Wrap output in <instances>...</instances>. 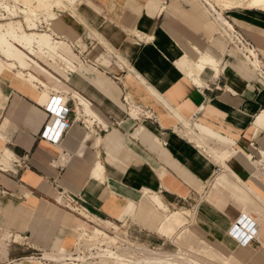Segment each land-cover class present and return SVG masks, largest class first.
<instances>
[{"label":"crops","instance_id":"1","mask_svg":"<svg viewBox=\"0 0 264 264\" xmlns=\"http://www.w3.org/2000/svg\"><path fill=\"white\" fill-rule=\"evenodd\" d=\"M77 1V13L66 8L70 14L51 23L62 38L48 34L61 58L17 42L25 49L14 45L26 64L20 67L0 52L7 60L5 66L0 61V264L28 248L62 254L72 247L83 220L62 208L57 193L82 201L104 220L134 216L151 229L157 217L144 200L154 198L157 206L179 209L157 227L171 238L192 214L168 204L188 202L211 179L208 199L198 201L179 232L185 229L221 258L264 264V179L251 163L264 153V78L252 60L232 41L204 48L194 43L193 27L209 16L225 36L208 4L209 12L191 0H89L80 8ZM244 2L214 6L264 60V6ZM184 53L195 61L212 58L217 71L208 63L190 71ZM71 97L85 125L73 122L51 143L43 132L53 128L60 108L75 114ZM215 142L221 146L209 151ZM239 218L258 225L256 241L241 245L231 235ZM193 224L203 237L193 233Z\"/></svg>","mask_w":264,"mask_h":264},{"label":"rangeland","instance_id":"2","mask_svg":"<svg viewBox=\"0 0 264 264\" xmlns=\"http://www.w3.org/2000/svg\"><path fill=\"white\" fill-rule=\"evenodd\" d=\"M75 1L76 0H0V23L2 24L0 30L3 32H8L9 35L14 34L13 36L17 37L23 33H30L32 31H35L37 33H47L50 36L56 35L58 37H61L59 33L52 29L51 23L54 19L57 18L58 14L62 13L69 15L70 13L68 10H66V8L70 9L73 13H77L74 7ZM88 1L89 0H78L77 8H80L81 5L84 4V2ZM191 1L196 3V5H198V7H201L203 10L204 7L202 3L206 8V6L208 7V1L212 2L216 7H227L223 5L224 0ZM77 11H79V9ZM204 12V14L208 15L206 11ZM198 17H200V12L198 14ZM202 21V26L199 22L200 25L197 28L193 27L194 31L198 30L197 32H193L192 34L194 43L197 44V46H202L204 48L205 46H208L210 44L215 45V43H217L216 41H218V43H220L219 41H223L226 45L229 44L230 40H227L226 38L227 32H225L224 27L219 20V25L221 26V29L224 32L222 33L226 37L222 36L219 33L218 28L216 27L215 23L212 21V18H210V16L208 20L202 19ZM32 27L33 30L29 29ZM46 28L49 29V31ZM233 28L242 37L247 39V41L251 42L254 46H256L252 39L246 34H244L239 28L235 27L234 25ZM188 38L189 37H187L186 39ZM55 39L60 40L62 38L55 37ZM10 41L12 46L17 45L16 39L12 38V40ZM189 43L191 42L189 41ZM18 47L20 50H25L21 46ZM85 49H83L82 51H84ZM89 49L90 48L87 49V54L92 53L91 51H89ZM101 54L102 55L100 56H104L103 53ZM183 56L186 60L183 58L182 60L186 61L187 66L193 68V71L195 72H197L198 70H202L207 63L211 65H213L214 63L212 58H206L205 56L202 57L200 61L191 60L186 56L185 53ZM55 60L58 62L57 59ZM261 60L264 62L263 59ZM0 61L4 62V64H7V60L5 59L0 58ZM197 64H200L201 67H197ZM117 66L118 64L116 63V67ZM183 66L185 67L184 64ZM212 67L216 68V65H213ZM198 75L199 72L195 77L196 79ZM196 79L195 81L198 80ZM70 106H72V103ZM185 124L189 125L188 122ZM192 129L194 132L196 131L194 126H192ZM215 144L218 146L216 147L215 145H209L208 150H218L219 146L221 145L217 144V142H215ZM251 161L254 166V174L262 176L264 179V176L259 172V167L257 166V163L254 162L252 159ZM211 180L206 181L204 183V186L198 189L197 192H195L191 196L188 202L175 206L168 204L171 209H173L174 207H185L183 209L188 208L186 210L190 211L192 214L190 215L189 221L186 220L177 223V227L175 228L171 238L159 232L157 227L161 224L163 220L170 218L173 213H177L179 209L169 210L166 205L157 206L154 204V198L153 200H144L146 207L150 208L149 212H153V214H155V216L157 217V221L154 223L153 229H151V227H149L147 224H144V226L140 222H137L134 216L128 217L125 221H118L117 219H106L108 221L110 220L111 224L113 225L106 223V225L103 226L102 224H99V221L107 222L106 220H104L105 218L100 217L99 215L91 214L90 212L92 211H90L88 208L87 209L89 210V213L87 214L89 215V217L86 216L87 218H85L77 212L73 211L72 209H69L68 207L65 208L62 204V208L69 212L72 218L79 217L83 220L82 227L80 228V230H74V238L72 237L73 240L71 242L73 243L72 247L69 249H61V251H64L62 254H71L72 257L82 256L83 259H78L79 261L77 259H68L65 261L53 260L50 257L44 256V253L50 252L52 250L41 251L40 249L28 248L27 250H25V252L21 253L22 255L20 257L33 255L32 257H34L35 259L32 258L29 260H24L23 262H20V264H161L158 261L156 262V260H146V256H148L150 251H157L163 254L165 253L169 255H174L178 258H186L193 261L195 264H241L238 261L239 259L236 260L232 256L228 258H221L215 252L209 250L205 245L197 241L195 238L190 237L187 234L188 232H185V229L179 232L180 229H182L183 227H187L186 224L189 223L193 218V213L196 210V204L198 203V201H205L206 199H208L207 192L210 189V185L212 182ZM113 226H115L116 228ZM190 228L193 233H195V235L203 237L202 234L199 232V229L194 224L191 225ZM12 239H14V235H12ZM16 240H19V238H17ZM22 241L23 240L21 239V241L18 242ZM98 252L104 254L99 255L97 254ZM110 252L114 253L115 255H111ZM232 255L237 257L235 253H233ZM19 261L20 260H17L15 262ZM178 261L181 262L182 260L178 259ZM182 262L184 264H188L185 261ZM12 264H14V262Z\"/></svg>","mask_w":264,"mask_h":264},{"label":"bare ground","instance_id":"3","mask_svg":"<svg viewBox=\"0 0 264 264\" xmlns=\"http://www.w3.org/2000/svg\"><path fill=\"white\" fill-rule=\"evenodd\" d=\"M238 2V1H237ZM243 2V1H242ZM208 5L209 7L211 8V10L217 15L218 17V20L221 22V24L223 25L224 27V30L225 32H227V35H228V40L230 41H233L234 43H237V40H235L234 36V28H233V25L231 26V24L225 19V17H223V15L221 14L220 11H218L214 4L212 2H209L208 1ZM244 5L245 6H264V0H245L244 2ZM264 8V7H263ZM1 23H0V27H1ZM22 27V26H21ZM14 34L12 35H9L8 32H3L0 30V52L3 53L5 56L7 57H12V60H15L16 63L20 66V67H24L26 64L24 62L23 59H21L15 52L18 51V49L15 47V46H12L11 45V41L12 38L13 39H16L18 43H20L22 46L28 48L32 53H36V50H34V46L37 47L38 51L44 49L46 50L49 55L52 57V58H61V55L59 54L58 52V45L57 44H53L48 36V34L44 33V34H38L36 33L35 31H32L30 33H23L21 34L20 36H13ZM145 35V34H144ZM10 36V37H9ZM148 37V36H147ZM150 37V36H149ZM150 39V38H149ZM242 42V41H241ZM34 45V46H33ZM10 46L12 47V49H10ZM238 50H240L241 52H244V51H247L249 52V54L244 53L245 57L249 60H252V63L253 65L257 68L256 70H258V72L262 75V78L263 75H264V69L262 68L263 64L260 60H258L257 57H259V54H258V50L257 48L254 46V48H251V47H247L246 45H244L243 43H241V45H238L236 44L235 46ZM15 50V51H14ZM28 57V56H27ZM182 63L187 66V63L184 61V60H181ZM2 62H0L1 64ZM67 65L70 66V67H74L72 64H70L69 62H67ZM2 65V64H1ZM3 65L5 66V64L3 63ZM12 66H14V64L12 63ZM8 67V66H6ZM188 69L191 71L193 70L192 68H190L189 66H187ZM197 67H201L200 64H197ZM264 67V66H263ZM216 71L217 69L215 67H213ZM30 75L31 78H35V79H38L37 77H35L33 74L31 73H28ZM72 94H70L71 96ZM128 97V95H127ZM72 99L75 100V98L71 97ZM75 104H76V107H75V111L77 112V118H79L80 120H82L83 124H84V117L81 115V113L79 112L78 110V107L81 106L79 104H77L76 100H75ZM64 107L60 108L58 111H56L57 114H62L64 112ZM82 110V109H81ZM80 113V114H79ZM58 118H59V115H55V119L53 120L54 121V125H56L58 123ZM102 123V122H101ZM85 125V124H84ZM102 125L106 128L107 125L102 123ZM52 143V142H51ZM6 157H9V154L8 153H4ZM263 155V154H262ZM251 156V155H249ZM16 159L15 157L13 158V160ZM251 159V158H250ZM263 160H264V157H261L260 155H258V157L256 159H253L254 162L257 163V166L259 167V172L264 176V170L262 168L263 166ZM220 168H222L220 166ZM221 170V169H220ZM219 170V171H220ZM218 171V172H219ZM217 172V173H218ZM216 173V174H217ZM57 197H55V200L60 203V204H63L67 207H69L70 209H73V210H76V207L71 205L70 203H68L63 194L61 193H57L56 194ZM78 214H80L82 217H85L87 218L86 216H88L87 213H89V210L86 208V209H79ZM242 221V219H237L233 226L231 227V229H235L237 228H240L241 229V226L239 225V222ZM106 223L108 222H102V221H99V224H102L103 226L106 225ZM243 223V221L241 222ZM256 228L258 230V225L256 224ZM230 229V230H231ZM256 234H257V231H256ZM17 238L14 237V240L15 241H19V240H16ZM109 250V249H108ZM101 251V250H100ZM110 251V250H109ZM111 255H115L114 253L110 252ZM118 253V252H117ZM97 254H101V252H98ZM104 254V253H103ZM101 254V255H103ZM45 257H50L51 259H58L59 261H65V260H78V259H83L82 256H78V257H72L71 254H57V253H46L44 255ZM35 259V258H34ZM178 259H181L182 261H185L187 262L188 264H195L193 261L189 260V259H186V258H178L174 255H169V254H163L161 252H157V251H150L148 256H146V260L147 261H155L156 262L158 261L159 263L161 264H184L182 261H178ZM86 260V259H85ZM79 261V260H78ZM142 263V262H141ZM148 264V263H146Z\"/></svg>","mask_w":264,"mask_h":264},{"label":"built area","instance_id":"4","mask_svg":"<svg viewBox=\"0 0 264 264\" xmlns=\"http://www.w3.org/2000/svg\"><path fill=\"white\" fill-rule=\"evenodd\" d=\"M234 38L235 40H237V43H233L234 46H236V44L241 45V43H243L244 45H246L247 47H251L254 48V45L247 41V39H245L244 37H242L237 31L234 30ZM242 41V42H241ZM247 51H244V53H246ZM247 54H249V52H247ZM59 61V60H58ZM61 62L62 65H65L64 61H59ZM259 75L262 77V75L259 73ZM73 109H75L76 104H75V100L72 99L71 100ZM71 108L69 107H65L64 112L62 114H58L59 118H58V123L56 125L53 126L52 129H50V131L48 132H43L44 136L49 139V141H51L52 143H56L60 137L62 136V134L64 132H66L67 129H69L71 127V125L73 124V122L75 121H80L82 122L79 118H77V112L75 111V114L71 115ZM91 116V115H90ZM91 118L93 120H96V118L94 116H91ZM97 123L101 124L100 121H97ZM261 157H264V153L263 152H259ZM263 154V155H262ZM22 161V164L24 165V167L27 166V164L25 163L24 159L21 160V158L16 157V159L13 160L14 163H18L20 164ZM264 163V160H263ZM263 170H264V164L262 166ZM220 170L219 167H217L216 169V173ZM215 173V174H216ZM61 194H63L65 200L70 203L71 205L76 207V210H73L75 212H78L79 209H86L87 207L82 203V201L76 199V198H72L71 195L67 194L66 192L62 191L60 192ZM65 206V205H64ZM67 207V206H66ZM69 208V207H68ZM70 209V208H69ZM243 221V223H241ZM241 222H239V225L241 226V229L235 228V229H231L230 233L233 237H235V239H237L238 243H240L241 245H247L250 244L251 242L256 241V231H257V226L254 222H251L250 220L247 219V221L242 220ZM33 256V255H32ZM31 255L29 256H23V257H18L16 258V260H12L10 262V264H12L14 262V264H20V262H23L25 259H27V257H32ZM17 260H20L19 262H15ZM9 264V263H8Z\"/></svg>","mask_w":264,"mask_h":264}]
</instances>
